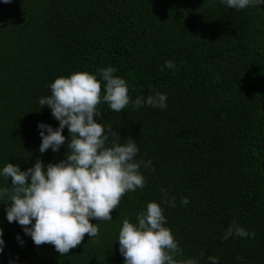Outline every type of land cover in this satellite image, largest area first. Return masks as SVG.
Segmentation results:
<instances>
[{"label": "trees", "instance_id": "obj_1", "mask_svg": "<svg viewBox=\"0 0 264 264\" xmlns=\"http://www.w3.org/2000/svg\"><path fill=\"white\" fill-rule=\"evenodd\" d=\"M168 60L175 68L164 67ZM107 67L126 80L130 103L115 112L102 101L94 119L111 125L119 144L133 139L135 160L151 161L139 169L145 187L126 192L112 220H91L98 236L85 234L64 256L52 245L36 246L18 222L9 223L7 197L0 199V264H125L119 230L125 218L138 223L149 202L163 209L183 253L177 259L264 264V5L10 0L0 8V172L7 163L27 171L37 159L46 171L65 159L67 127L59 152L39 151L38 125L59 127L39 99L51 95L56 78L75 72L96 75L103 96L98 69ZM157 91L167 95L165 109L133 107L138 96ZM8 183L0 175V188ZM161 189L175 207L164 203ZM233 220L254 237L222 239Z\"/></svg>", "mask_w": 264, "mask_h": 264}, {"label": "clouds", "instance_id": "obj_2", "mask_svg": "<svg viewBox=\"0 0 264 264\" xmlns=\"http://www.w3.org/2000/svg\"><path fill=\"white\" fill-rule=\"evenodd\" d=\"M3 2L9 3L10 0ZM221 3L241 10L264 5V0H221ZM164 67L175 68V63L168 60ZM115 71L113 67L98 69L104 82L103 96L101 80L89 72L56 78L49 86L51 95L40 98L39 104L51 110L59 127L38 125L42 139L39 151L45 153L51 149L54 153L59 152L66 140L62 133L67 127L70 139L66 158L56 164L49 163L46 171L43 162L37 159L27 171L7 163L0 172L7 181L11 179V186L8 183L7 187L0 188V199L7 197L4 204L9 205L6 208L7 221L18 222L36 246L52 245L61 256L80 245L85 234L91 239L97 237L98 226L90 221L112 220L111 212L118 207L124 194L145 187V178L139 171L141 166H152L150 160L134 159L139 149L133 139L127 138L125 144H119V133L113 131L111 125L105 129L94 119L101 115L97 106L102 101L115 112L130 103L127 82L114 76ZM166 100L167 95L157 91L147 98L138 96L133 107L141 108L147 104L165 109ZM161 192L165 194L164 203L175 207V198L169 201L165 190L161 189ZM189 202L187 198L181 201L185 206ZM136 219L138 223L133 224L125 218L119 230V252L125 264H200L195 258H176L183 253L171 230L165 226L167 220L158 203L149 202ZM233 235L254 237L255 234L247 232L233 220L222 239L227 240ZM2 236L3 230L0 229ZM3 245L0 238V253ZM200 255L203 260L205 254ZM206 264H218V257L208 256Z\"/></svg>", "mask_w": 264, "mask_h": 264}, {"label": "water", "instance_id": "obj_3", "mask_svg": "<svg viewBox=\"0 0 264 264\" xmlns=\"http://www.w3.org/2000/svg\"><path fill=\"white\" fill-rule=\"evenodd\" d=\"M9 3H4L3 0H0V8L8 5ZM3 27H5V25H3ZM262 108H263V111H264V103L262 104ZM264 147V145H263ZM263 168H264V161H263Z\"/></svg>", "mask_w": 264, "mask_h": 264}]
</instances>
